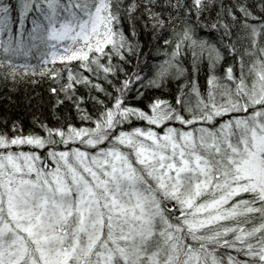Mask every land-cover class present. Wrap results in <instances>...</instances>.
Wrapping results in <instances>:
<instances>
[{"label": "snow or ice", "instance_id": "obj_1", "mask_svg": "<svg viewBox=\"0 0 264 264\" xmlns=\"http://www.w3.org/2000/svg\"><path fill=\"white\" fill-rule=\"evenodd\" d=\"M0 264H264V0H0Z\"/></svg>", "mask_w": 264, "mask_h": 264}, {"label": "trees", "instance_id": "obj_2", "mask_svg": "<svg viewBox=\"0 0 264 264\" xmlns=\"http://www.w3.org/2000/svg\"><path fill=\"white\" fill-rule=\"evenodd\" d=\"M5 104H6V102L3 101L2 99H0V112L3 111V107H4Z\"/></svg>", "mask_w": 264, "mask_h": 264}]
</instances>
